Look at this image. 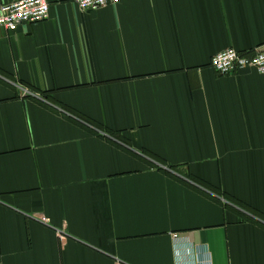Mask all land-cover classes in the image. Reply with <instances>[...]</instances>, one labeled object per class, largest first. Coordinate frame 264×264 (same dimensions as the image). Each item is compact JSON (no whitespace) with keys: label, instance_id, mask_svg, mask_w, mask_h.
I'll return each mask as SVG.
<instances>
[{"label":"crops","instance_id":"0c3cea01","mask_svg":"<svg viewBox=\"0 0 264 264\" xmlns=\"http://www.w3.org/2000/svg\"><path fill=\"white\" fill-rule=\"evenodd\" d=\"M48 2L0 29V264H264V74L210 65L264 0Z\"/></svg>","mask_w":264,"mask_h":264},{"label":"built area","instance_id":"2783aa9c","mask_svg":"<svg viewBox=\"0 0 264 264\" xmlns=\"http://www.w3.org/2000/svg\"><path fill=\"white\" fill-rule=\"evenodd\" d=\"M82 11L116 5L120 0H74ZM50 13L48 0H20L0 5V29L16 31L23 24H34L46 20ZM211 67L220 75L254 68L264 74V46L250 51H240L230 47L215 54L210 60ZM23 88V87H22ZM25 94H32L23 88ZM176 237V236H174ZM206 248V249H205ZM204 249L208 253L207 247ZM199 253L202 251L197 247ZM206 264H212L210 256H206Z\"/></svg>","mask_w":264,"mask_h":264},{"label":"trees","instance_id":"16d2710c","mask_svg":"<svg viewBox=\"0 0 264 264\" xmlns=\"http://www.w3.org/2000/svg\"><path fill=\"white\" fill-rule=\"evenodd\" d=\"M107 132H109V131H107ZM109 133H110V132H109ZM110 134H113V133H110ZM156 162L159 163V162H162V161H159V160L156 159ZM159 164H160V163H159ZM236 203H237L241 208H244L243 205H241L240 203H238V202H236ZM244 209H246V207H245ZM246 210L249 211L250 209H249V210L246 209ZM259 217H260L262 220H264V217H263V216L259 215Z\"/></svg>","mask_w":264,"mask_h":264},{"label":"rangeland","instance_id":"374dc122","mask_svg":"<svg viewBox=\"0 0 264 264\" xmlns=\"http://www.w3.org/2000/svg\"><path fill=\"white\" fill-rule=\"evenodd\" d=\"M245 208V207H244ZM246 209H248V208H246ZM249 210V209H248ZM250 211V210H249ZM250 212H252V211H250Z\"/></svg>","mask_w":264,"mask_h":264}]
</instances>
